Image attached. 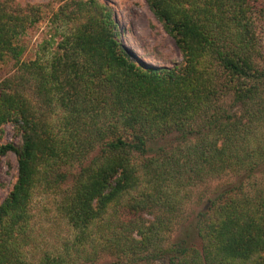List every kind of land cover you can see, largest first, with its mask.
<instances>
[{
    "label": "trees",
    "instance_id": "trees-1",
    "mask_svg": "<svg viewBox=\"0 0 264 264\" xmlns=\"http://www.w3.org/2000/svg\"><path fill=\"white\" fill-rule=\"evenodd\" d=\"M9 1L0 132L20 141L0 144L17 157L0 264H264V0H145L182 55L163 67L131 54L102 0H61L55 48L22 59L40 17ZM224 176L186 220L193 187Z\"/></svg>",
    "mask_w": 264,
    "mask_h": 264
},
{
    "label": "rangeland",
    "instance_id": "rangeland-1",
    "mask_svg": "<svg viewBox=\"0 0 264 264\" xmlns=\"http://www.w3.org/2000/svg\"><path fill=\"white\" fill-rule=\"evenodd\" d=\"M4 1V0H0ZM61 0H14L9 1L12 6L26 8L36 6L37 17L40 19L31 26L21 38L24 46L22 59H35L38 55L47 56L50 50L54 49L60 40L58 34L62 32L60 28L55 29V24L51 22L52 14L61 4ZM112 7L114 19L118 25L119 35L133 56L145 64L151 66H172L181 61L182 55L177 48L173 38L165 30L163 24L154 16L145 0H102ZM34 11V12H35ZM56 35L53 36V33ZM264 38V33L262 34ZM264 40V39H263ZM47 47V48H46ZM18 66L14 61H8L1 69L4 75L17 71ZM0 73V75H1ZM169 135L158 139L156 146L164 145L165 140L172 138ZM20 137L11 123H5L0 132V144L7 142L18 143ZM17 176V157L13 152L0 154V203L3 201L8 191L12 188ZM259 185L264 188V171L257 174L256 178ZM230 176L221 179H213L203 184L193 187L191 200L186 204L184 218L189 220L197 210L201 209L206 199L212 194L213 190L222 183L230 182ZM40 198L35 199L36 206H39ZM151 218V215H147ZM183 218V219H184ZM175 227V226H174ZM169 234L173 237L178 230ZM171 239V238H170ZM169 239V240H170ZM165 242L164 244L168 243ZM112 259L103 257L96 264H110ZM145 264V263H141ZM146 264H168L167 259L153 260Z\"/></svg>",
    "mask_w": 264,
    "mask_h": 264
}]
</instances>
